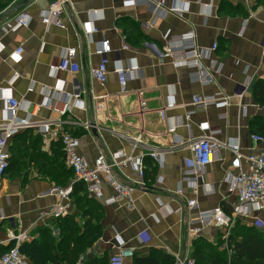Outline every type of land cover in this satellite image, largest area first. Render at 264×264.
<instances>
[{
	"label": "crops",
	"instance_id": "1",
	"mask_svg": "<svg viewBox=\"0 0 264 264\" xmlns=\"http://www.w3.org/2000/svg\"><path fill=\"white\" fill-rule=\"evenodd\" d=\"M53 2L34 0L23 9L32 17L28 28L6 31L18 13L0 22V44L4 47L0 52V87H8L9 79L17 76L9 91L21 103L17 115L21 118L29 115L35 124L60 119L63 129L78 139V153L89 161L99 154L109 159L111 153L120 149L129 154L132 141L142 133L140 127H143L142 143L134 153L148 155L154 149L164 152L161 168L155 167L146 157L154 168L146 176L148 191L134 193L131 209L124 205L103 207L96 202L103 209L99 223L102 234L89 250L97 257L105 252L112 256L124 246L133 248L138 256L158 250L175 259L187 251L193 252L196 239L212 243L218 235L217 229L207 228L198 237H192L188 235V222L196 219L198 212L217 206L226 209V204L235 198L227 193L225 185L230 156L222 151L221 158L204 169L195 192L182 182L183 161L190 156L191 138L200 135L198 125L201 123L219 130L221 141L239 139L244 147L250 146V124L255 118L264 119V107L256 105L251 96L255 82L264 79V55L261 53L264 5L257 0H163L165 8L175 4L186 7V12L181 17L169 14L155 20L157 11L153 1L135 6L124 0H67L60 16L64 28L46 29L40 22V13ZM17 5L15 3L13 8ZM189 31H193L199 49L221 64L219 73L214 75V84L208 87L192 83L187 69L174 68L170 59L163 57L164 38ZM102 39H107L111 46L103 87L90 76L91 67L100 61L95 51ZM213 43H217V47L208 53ZM19 47L22 53L15 57L13 52ZM68 48H76L78 71L73 75L65 71L51 75V69L59 65ZM117 66L129 70L127 92L122 96H118L119 85L114 73ZM247 80L249 85L243 100L247 105L245 115L233 105L225 109L210 108L176 127V138L167 133L177 120L183 122L193 95H212L218 91L232 95L240 92ZM61 83L68 94L75 84L82 85L86 91L82 97L83 109H73L64 117L58 113L63 104L62 96L54 95L52 109L42 106L44 98L52 96ZM137 91L142 92L145 100L142 119L137 114ZM170 98L175 108L168 111L165 122H161L157 111ZM8 116L9 111L0 104V123ZM83 125H88V130ZM26 132L31 137H40L41 151L51 153L56 141L29 129L12 139L8 146L11 154L13 148L18 147L17 139ZM123 174L130 181L136 179L129 169H124ZM159 177L161 180L157 182ZM24 180L3 175L0 242L11 233L6 217L17 218V231H25L29 236L25 243L37 239L42 228H47L38 215L54 201L47 193L52 185L37 177L34 171H30L22 184ZM203 185L206 187L202 188ZM106 194L110 193L106 191ZM190 200L196 201V209L189 210ZM145 231L149 241L142 244L137 236ZM6 248V243L0 245V254ZM132 261L127 260L126 264Z\"/></svg>",
	"mask_w": 264,
	"mask_h": 264
},
{
	"label": "built area",
	"instance_id": "2",
	"mask_svg": "<svg viewBox=\"0 0 264 264\" xmlns=\"http://www.w3.org/2000/svg\"><path fill=\"white\" fill-rule=\"evenodd\" d=\"M155 3V20L162 19L167 15L181 17L186 12V7H178L173 4L164 7L163 0H124L135 6ZM67 0H54L49 7L40 13V22L48 29L56 27L63 29L64 24L61 19L62 6ZM32 21L29 13L21 10L13 18L12 23L6 28L7 32H16L20 29L28 28ZM166 46L163 57L170 59L174 68H184L189 71V80L197 83L201 87H208L214 84V75L219 73L217 61L209 59L197 46L193 31L183 35L165 37ZM217 43H213L208 53L215 51ZM0 44V52L3 50ZM22 48H17L13 55L19 57ZM76 48H68L60 59L57 67L51 69V75L65 71L75 74L79 66L75 61ZM111 53V46L107 39H102L97 43L95 54L100 61L90 69L91 78L101 87L105 85L108 73V55ZM264 55V47L261 48ZM207 62V64H206ZM114 73L118 80V96L124 95L127 90L129 70L122 66H117ZM17 76H13L7 82L8 87H0V104H3L9 111V116L0 123V187L2 186L3 175L10 162V152L8 146L12 139L25 130H35L38 135L52 141L59 142L64 154L65 165L71 169L73 180L65 187L52 186L47 190L54 201L38 215L43 226L50 228L54 236L58 235L53 223L60 221L75 213V205L71 200L74 183L83 185L89 198L100 203L103 207L124 205L131 209L134 203V193L137 190L147 192L148 187L145 179L146 164L148 156L153 161V165L161 168L164 164V152L158 149L148 155L143 152L134 153L142 143L143 127L139 128V135L132 141L131 152L128 154L124 149H120L110 154L107 159L103 154H99L93 161H89L78 153V139L63 129V122L58 120L46 121L41 124L32 123L30 116L19 117L18 111L21 103L10 94V86ZM249 85L247 80L242 90L232 95L218 91L212 95H193L190 98L189 111L184 115L182 121L177 120L174 128H168L167 133L175 135L176 127L183 125L192 115L200 111H207L210 108L225 109L230 106L236 107L241 115H245L247 105L244 104V96ZM82 85L72 86V92L66 93L63 85L53 91L52 96L44 98L42 106L52 109V102L55 96L63 97V104L58 112L60 117L71 113L73 109H83L82 97L85 94ZM55 95V96H54ZM136 103L138 105V115L142 119L146 111L145 100L142 92H136ZM175 108L172 98L169 99L157 112L161 122H165L166 113ZM224 119V115H219ZM88 130V125H83ZM200 135L191 138L189 142L190 156L183 161L184 182L195 192L197 184L201 179L204 169L210 166L214 160L221 158V152H227L230 156L226 170V191L229 195H235L226 204V209L222 206L198 212L196 219L188 222V235L198 237L204 229L215 228L222 234V239L226 240L233 223L240 219L248 226H252L264 232V136L250 134V146L244 147L239 139L233 141H221L218 136L219 130H212L208 123L198 125ZM178 143L179 140L175 139ZM124 169H129L135 174L136 179L130 181L124 176ZM161 177L156 181L159 182ZM206 187V185H203ZM106 191L110 194L107 195ZM189 210L197 208L195 200L188 201ZM163 209V208H161ZM159 209V210H161ZM226 210V211H225ZM3 219V217H1ZM7 227L11 233L0 245L12 246L0 254V264H31L27 257L21 253L20 246L25 243L29 236L25 231H17V218L6 217ZM118 238V235H115ZM140 243L146 244L149 238L146 231L137 236ZM134 249L120 246L116 253L112 255V264H126L127 260L134 257ZM93 252L88 250L80 255L76 264H84L88 257H93ZM174 264H195L192 252L187 251L181 256H176Z\"/></svg>",
	"mask_w": 264,
	"mask_h": 264
},
{
	"label": "trees",
	"instance_id": "3",
	"mask_svg": "<svg viewBox=\"0 0 264 264\" xmlns=\"http://www.w3.org/2000/svg\"><path fill=\"white\" fill-rule=\"evenodd\" d=\"M12 2L0 0V14L12 10ZM257 2L264 5V0ZM251 96L256 105L264 107V79L255 82ZM249 128L250 134L264 136V119L255 118ZM28 134L26 132L17 139L18 147L13 148L12 154L10 152L9 166L4 175L11 179L22 177L25 179L22 184H25L30 171H34L37 177L47 180L52 186H67L73 180V173L65 165L60 143H53L48 154L41 151L40 137ZM146 160L145 179L154 169L152 163L148 162L150 160ZM71 200L75 213L53 223L58 231L57 236L50 229L42 228L37 239L21 244L20 251L31 264H76L80 255L91 249L101 237L99 223L103 216L102 207L87 196L79 183L73 185ZM235 223L231 229L233 233L226 240L218 234V243L213 245L203 239L194 241L192 254L195 264H264V232L246 225L240 219ZM11 246L8 245L6 250ZM221 246L225 247L220 251ZM132 259V264H174L175 261L172 256L158 250H151L146 256L134 254ZM84 264H112V257L105 252L100 257H88Z\"/></svg>",
	"mask_w": 264,
	"mask_h": 264
},
{
	"label": "water",
	"instance_id": "4",
	"mask_svg": "<svg viewBox=\"0 0 264 264\" xmlns=\"http://www.w3.org/2000/svg\"><path fill=\"white\" fill-rule=\"evenodd\" d=\"M33 1H34V0H23L22 3H20L19 5H17V6H16L15 8H13L12 10L7 11L6 13L0 15V22H1L4 18H6V17L12 15L13 13H18V12H20V11L23 10L26 6H28L29 4H31Z\"/></svg>",
	"mask_w": 264,
	"mask_h": 264
},
{
	"label": "rangeland",
	"instance_id": "5",
	"mask_svg": "<svg viewBox=\"0 0 264 264\" xmlns=\"http://www.w3.org/2000/svg\"><path fill=\"white\" fill-rule=\"evenodd\" d=\"M22 1H23V0H13V2H12V5H13V6H12V8L15 6V3L20 4V3H22ZM0 15H2V13H1ZM235 225H236V223L234 222L233 225H232V228L235 227ZM217 233L219 234L220 237H222L221 232H217ZM229 233L231 234V233H233V231L230 230ZM216 235H217V234H216ZM213 243H214V244H215V243H218V242H217V236H216V239H215L211 244L213 245ZM224 247H225V246H221L220 251H221ZM221 253H223V252H221ZM227 255H228V254H227Z\"/></svg>",
	"mask_w": 264,
	"mask_h": 264
}]
</instances>
